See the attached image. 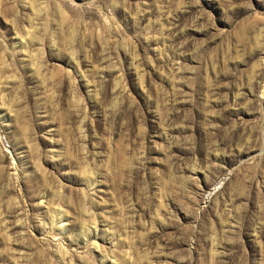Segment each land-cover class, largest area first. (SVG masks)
Masks as SVG:
<instances>
[{"label": "rangeland", "instance_id": "1", "mask_svg": "<svg viewBox=\"0 0 264 264\" xmlns=\"http://www.w3.org/2000/svg\"><path fill=\"white\" fill-rule=\"evenodd\" d=\"M0 264H264V0H0Z\"/></svg>", "mask_w": 264, "mask_h": 264}]
</instances>
